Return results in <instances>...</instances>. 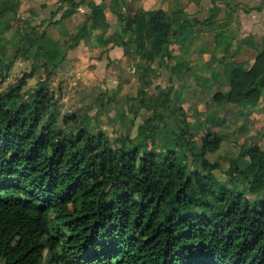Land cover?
Here are the masks:
<instances>
[{
  "label": "trees",
  "instance_id": "trees-1",
  "mask_svg": "<svg viewBox=\"0 0 264 264\" xmlns=\"http://www.w3.org/2000/svg\"><path fill=\"white\" fill-rule=\"evenodd\" d=\"M58 2L66 5L65 18L85 0ZM211 3L213 11L216 0ZM86 4L89 12L64 50L44 29L35 31L36 25L18 39L12 60L5 65L0 60V84L13 59L31 48L43 74L29 100L23 88L32 69L0 89V264H264V132L239 146L228 158V179L219 180L213 174L218 161L207 156L218 150L222 132L191 131L170 89L156 86L153 96L145 92L155 60L174 57L172 72L188 70L184 50L191 39L182 44V53L169 51L188 20L177 21L176 30L158 6L144 9L135 0ZM17 8L12 0H0L3 28H8L5 16ZM81 39L94 47L118 45L124 56L138 60L133 71L138 86L126 99L136 105L129 106L132 112L144 108L150 115L134 137L120 133L111 140L60 111V95L50 89V79L67 47ZM233 39L227 31L215 34V50L229 59L221 56L207 80L226 83L228 91H215L212 100L239 106L246 118L262 100L264 50L247 65L234 59ZM238 42L251 45L252 40L248 35ZM4 46L0 36V56L6 54ZM121 90L117 81L114 93ZM68 122L79 125L75 133L64 128ZM159 127L172 140L170 148L155 149ZM185 156L192 169L182 162Z\"/></svg>",
  "mask_w": 264,
  "mask_h": 264
},
{
  "label": "rangeland",
  "instance_id": "rangeland-1",
  "mask_svg": "<svg viewBox=\"0 0 264 264\" xmlns=\"http://www.w3.org/2000/svg\"><path fill=\"white\" fill-rule=\"evenodd\" d=\"M46 0H12L18 6L15 13H8L5 19L8 20V28H3L0 24V36L4 38V50L5 55L0 56V60L5 65L9 59L12 60L14 47L16 46L18 39L22 35H29L32 32L33 26H39L34 29L40 32L44 29L48 37L56 40L58 43V49L64 50L67 44L71 42V34H73L80 23L83 22V14L76 15V11L72 15L62 18V12L66 9L65 4L58 2V5L54 9L48 11L44 7ZM77 2L78 0H74ZM165 3V0H160ZM260 0H250L245 4L256 5ZM237 7L244 6L242 2H238ZM206 5V4H205ZM203 5V6H205ZM52 6V5H51ZM166 7V14L171 18L172 22H175L178 17L174 15L173 4L168 2ZM250 7V6H249ZM165 8V7H164ZM229 8V7H228ZM206 9H200L201 12H205ZM220 14V13H219ZM217 15L216 24H212L213 27L209 28L212 32H215L219 26L223 25L227 14ZM234 14H231V17ZM203 14H199L196 18L201 19ZM236 16H233V19ZM238 19V18H237ZM236 19V22L238 20ZM223 27V26H222ZM212 32L203 31L202 37L204 40H212ZM191 32L188 30L186 36H190ZM87 47H91L97 50L88 55L83 51H78L72 59H69L68 52H71L73 47H67L66 58L63 59L61 66L55 71V75L50 79V89L53 90L55 95H60V111L62 113L72 114L77 117L78 120H82L84 126L89 131L102 130L112 140L119 136L120 133L126 134L129 137H134L137 133L138 126L142 121L150 115V112L144 108L136 109V113L130 110L129 106H134L131 101L126 97L134 96L136 87L138 84L133 76L134 63L138 60L131 54L123 55L118 61H111L106 59L105 62L98 56L97 61L92 62L90 55L95 57L96 54H100L101 47H94L89 45L82 39ZM209 42V41H208ZM205 43V42H203ZM184 44V42H181ZM173 47V46H172ZM199 50H205L206 53L211 54L215 51V48L211 46H203L199 44L197 46ZM196 48L191 46L185 49L184 59L188 56V70L184 69L180 73L171 72L169 70L170 65L162 63L160 60H155L153 63L154 74L147 77L150 82L149 88L145 91L147 95L153 96L156 92V86L160 89H170L171 94L174 96V103L177 106L180 104L183 111L186 114L189 128L191 131L196 132H216L219 129L224 135L221 144L214 154H208L207 158L211 162L218 161L219 167L213 171L215 177L219 180H227L225 170L228 166V158L234 157L240 145H246L249 142L256 141L260 138V135L264 132V120H261L259 125L248 119L247 126L244 123L247 120L242 114L235 111L232 114L218 115V109L220 106L215 105L211 100V93L203 92L199 87L195 89L192 86L195 85V76L202 78L211 74L212 70L218 69L216 55L212 57H203ZM231 50V48H230ZM245 50V49H243ZM33 48L29 50L27 56L17 55L13 62L5 70L4 80L0 84V89L5 88L9 84H13L23 73H28L31 69L33 72L31 76L27 78V84L23 88L26 90L25 100L30 99V91L36 86L37 82L43 77L42 71L37 69V63L31 59V52ZM102 51V50H101ZM72 54V52H71ZM196 55H199L196 57ZM247 53H237L235 60L239 62H247ZM227 56V55H226ZM253 56V55H252ZM220 57V54L217 55ZM248 58V57H247ZM109 62V63H108ZM216 66V67H215ZM1 77V76H0ZM117 81L122 84V90L119 95L115 92V86ZM203 84L204 82L201 81ZM202 84V85H203ZM200 85V84H199ZM217 90L222 89V85H217L214 81L212 86ZM221 87V89H220ZM59 94V95H58ZM171 108V104H169ZM217 107V108H216ZM168 114V113H166ZM221 114V113H220ZM205 118V119H204ZM254 118V117H253ZM260 119L254 121L259 122ZM169 123L173 126L176 125L169 117ZM199 123L200 125H196ZM246 124V123H245ZM67 131L75 133L79 127L76 122H68L63 125ZM199 126V127H198ZM198 127V128H197ZM166 132L162 127H159L156 133L155 149L163 150L172 146V140L168 139L165 135ZM168 140V141H167ZM261 146L264 142L260 143ZM182 162L190 169L193 168V164L190 161V156L182 157ZM238 189L244 190L245 187L241 181L237 178ZM255 195L247 193V197L253 199Z\"/></svg>",
  "mask_w": 264,
  "mask_h": 264
},
{
  "label": "crops",
  "instance_id": "crops-1",
  "mask_svg": "<svg viewBox=\"0 0 264 264\" xmlns=\"http://www.w3.org/2000/svg\"><path fill=\"white\" fill-rule=\"evenodd\" d=\"M57 0H46L43 2L46 4L44 7L45 10H52L54 9L53 6H57L58 2L56 3ZM91 1L94 3H99L101 0H85L84 3L80 4L76 8V15L78 14H83V18H85V15L89 12V9L87 7L86 2ZM109 0H105V3H108ZM250 0H216V4L213 6V11L212 9V3L211 0H165V3H162L160 0H135V3L139 5L140 7L144 9H150L154 6H158L162 8L163 10L166 11L167 3L170 2L173 4V12L174 15L178 17V19L174 22L173 29L175 28L176 30V22H182L183 20H188L189 24L186 28L181 29V32H183L182 35H179V33L174 37V39L171 41L169 45V51L171 54H180L182 53V44L181 42H184L185 40L191 39L193 42L190 46L192 48H197L199 44H202L203 46H211L215 47V34L219 32L220 30H223L231 33V35L234 37V39L231 42V49H234L236 54L241 52V53H247L246 59L247 65H251L254 61V56L259 50H264V0H260L256 5L252 6L253 4L248 5V8L245 7V4ZM238 2H242L244 4L243 9L241 7H237ZM206 4V5H205ZM52 5V6H51ZM205 5V6H203ZM250 6V7H249ZM165 7V8H164ZM229 7V8H228ZM206 9L205 12H201L200 9ZM211 10V11H210ZM203 14V17L201 19L196 18L199 14ZM227 14L228 16L225 18V22L227 23L223 25L218 24L219 28L215 31L212 32L209 28L213 27L212 24L216 22L215 19H217L218 14ZM111 13L106 11V16H109ZM219 14V15H220ZM231 14H234L236 17L233 19V16L231 17ZM207 18H209L208 21H205ZM238 18V19H237ZM236 19L238 22H236ZM216 24V23H215ZM193 25V26H190ZM223 26V27H222ZM188 30L191 32L190 36H186V33ZM203 31H208L212 32V40H204V38L201 36ZM185 34V35H184ZM250 36L252 42L251 45L248 44H240L238 41L245 36ZM209 41V42H208ZM205 42V43H203ZM173 46V47H172ZM104 49V52H101V50ZM245 49V50H243ZM72 52H68V58L72 59L75 57L76 53L78 51H83L85 53H88V55L92 52H97L96 49L87 47L83 40L81 39L76 45L73 46ZM100 54H96L95 57L90 55V60L97 61L96 59L98 56L102 58V61L100 62H105L106 59H110L112 62L118 61L120 57L123 54V50L121 47L118 45H107L106 48H100ZM198 51L201 54V58L203 57H212L216 55L217 60L221 57L224 56L226 59H229V57L226 56V54H223L220 51H214L211 54H208L205 52V50L201 51L198 49ZM67 53V51H66ZM220 54V57H217V55ZM253 55V56H252ZM189 56V55H188ZM188 56L186 57V62L188 63ZM199 55H196L198 57ZM248 57V58H247ZM96 58V59H95ZM235 59V56H234ZM176 59L169 58L167 61H164V64L170 65V68L173 66V64L176 62ZM163 63V62H162ZM215 63L214 65H216ZM189 66V65H188ZM216 67V66H215ZM184 70V69H183ZM182 70V73L185 71ZM216 70V69H215ZM171 71V70H170ZM172 72V71H171ZM180 73V72H179ZM204 80H207L210 78L209 75L203 76L202 77ZM201 78L195 76V85L192 86L193 89L196 87H199L198 89L203 92H206V87L209 88V92L213 95L215 91H219L215 89L214 85L212 86V83L216 80H207L209 81V84L204 81V84L202 86H199L198 82H200ZM197 81V82H196ZM217 82V81H216ZM222 85V89L220 87V92L226 93L228 91V85L226 83H218L217 85ZM212 99V96H211ZM215 105H219L220 107L218 109V115H227L232 114L233 112L239 110V106L229 103V102H221V103H215L213 100H211ZM221 113V114H220ZM255 119H260L259 122L254 121ZM248 119H251L250 121L254 122V124L259 125L260 122L262 123L261 120H264V92L262 95V100L259 103L258 106L254 107L252 109L251 114L247 117L246 124L244 123L245 126H247ZM98 131V130H96ZM250 143V142H249Z\"/></svg>",
  "mask_w": 264,
  "mask_h": 264
},
{
  "label": "water",
  "instance_id": "water-1",
  "mask_svg": "<svg viewBox=\"0 0 264 264\" xmlns=\"http://www.w3.org/2000/svg\"><path fill=\"white\" fill-rule=\"evenodd\" d=\"M210 142H212L213 141V138H210V140H209Z\"/></svg>",
  "mask_w": 264,
  "mask_h": 264
}]
</instances>
